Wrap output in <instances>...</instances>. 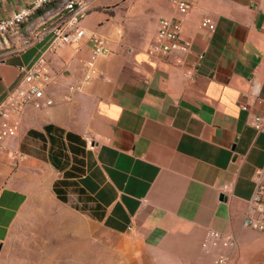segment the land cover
I'll return each instance as SVG.
<instances>
[{"label": "crops", "instance_id": "obj_1", "mask_svg": "<svg viewBox=\"0 0 264 264\" xmlns=\"http://www.w3.org/2000/svg\"><path fill=\"white\" fill-rule=\"evenodd\" d=\"M32 1L0 0V18ZM63 1L0 39V99L47 39L19 54L12 46L41 19L54 23ZM90 1L79 49L49 56L52 105L26 110L17 137L0 147V252L43 182L94 223L143 237L140 264H212L215 253L200 247L208 229L235 238L232 264H264V234L242 226L264 169V135L250 126L264 101V0H180L188 6L182 17L172 0ZM204 17L212 32L200 28ZM160 18H180L187 54H147ZM118 28L139 33L140 43L120 45ZM91 32L111 53L98 60L99 77L70 92L90 56Z\"/></svg>", "mask_w": 264, "mask_h": 264}, {"label": "built area", "instance_id": "obj_2", "mask_svg": "<svg viewBox=\"0 0 264 264\" xmlns=\"http://www.w3.org/2000/svg\"><path fill=\"white\" fill-rule=\"evenodd\" d=\"M54 0H33L29 6L20 8L7 17L0 18V39L8 34L17 32L22 25L38 11L45 10ZM172 6L179 17L184 16L188 6L184 1L172 0ZM90 0H64L61 8L55 11L57 20L47 24L41 19V25L28 33L20 36L19 42L11 48V54H19L36 43L47 39V44L29 66L18 67L19 80L16 85L0 99V147L5 141L15 139L19 132L22 116L28 109L41 110L52 105V99L46 93L53 81L49 64V56L62 47H70L78 50L82 40L87 36L82 26L83 20L90 10ZM200 28L212 32L214 23L209 17L200 21ZM180 18L171 21L160 18L157 23L156 34L153 43L148 47L149 56H169L174 53L185 55L190 44L180 37ZM91 42V53L84 62L82 78L78 85L70 87V92L80 91L84 85L99 77L97 62L100 58L110 55L111 51L107 39L96 33L88 34ZM177 62H181L177 59ZM257 87H255V91ZM262 113L255 115L250 120V126L258 134L264 135V101H260ZM245 110V108H242ZM91 146V143H88ZM255 190L251 198L245 204L242 226L252 231L264 234V169L255 173ZM227 187L224 188V191ZM201 250L214 252L212 264H232L231 252L236 247L235 238L228 233H221L212 229L205 232L200 244Z\"/></svg>", "mask_w": 264, "mask_h": 264}, {"label": "rangeland", "instance_id": "obj_3", "mask_svg": "<svg viewBox=\"0 0 264 264\" xmlns=\"http://www.w3.org/2000/svg\"><path fill=\"white\" fill-rule=\"evenodd\" d=\"M115 35L120 45L140 43L134 30L126 37L118 28ZM143 241L138 234L94 223L73 208L71 198L69 204L57 202L42 182L14 223L0 264H140L147 253Z\"/></svg>", "mask_w": 264, "mask_h": 264}, {"label": "trees", "instance_id": "obj_4", "mask_svg": "<svg viewBox=\"0 0 264 264\" xmlns=\"http://www.w3.org/2000/svg\"><path fill=\"white\" fill-rule=\"evenodd\" d=\"M37 13H39V11Z\"/></svg>", "mask_w": 264, "mask_h": 264}]
</instances>
